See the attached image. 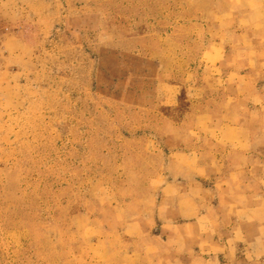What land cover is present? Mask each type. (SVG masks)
Listing matches in <instances>:
<instances>
[{"label": "rangeland", "instance_id": "obj_1", "mask_svg": "<svg viewBox=\"0 0 264 264\" xmlns=\"http://www.w3.org/2000/svg\"><path fill=\"white\" fill-rule=\"evenodd\" d=\"M229 15L223 0H0V264L155 256L134 231L154 226L139 215L164 156L141 134L158 115L125 104L119 68L140 56L186 83Z\"/></svg>", "mask_w": 264, "mask_h": 264}, {"label": "crops", "instance_id": "obj_2", "mask_svg": "<svg viewBox=\"0 0 264 264\" xmlns=\"http://www.w3.org/2000/svg\"><path fill=\"white\" fill-rule=\"evenodd\" d=\"M223 1L231 22L220 19L200 76L178 84L135 55L119 68L125 104L158 115L141 135L164 156L139 215L154 226L134 231L153 234L155 256L130 249L127 264H264V0Z\"/></svg>", "mask_w": 264, "mask_h": 264}]
</instances>
